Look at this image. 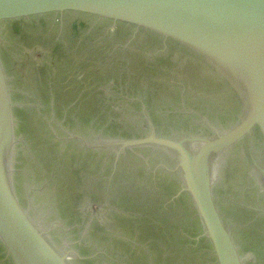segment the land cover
<instances>
[{
	"label": "rangeland",
	"instance_id": "obj_1",
	"mask_svg": "<svg viewBox=\"0 0 264 264\" xmlns=\"http://www.w3.org/2000/svg\"><path fill=\"white\" fill-rule=\"evenodd\" d=\"M32 2L3 7L0 59L11 185L34 227L73 264H219L179 158L152 141L193 143L242 264H264V137H234L248 109L222 73L147 31ZM0 264H14L1 240Z\"/></svg>",
	"mask_w": 264,
	"mask_h": 264
},
{
	"label": "water",
	"instance_id": "obj_2",
	"mask_svg": "<svg viewBox=\"0 0 264 264\" xmlns=\"http://www.w3.org/2000/svg\"><path fill=\"white\" fill-rule=\"evenodd\" d=\"M10 1L0 0V24L3 7ZM34 2L41 7L49 3L57 5L59 9L64 6L91 12L125 24L128 28L151 33L158 46L164 45L161 40L165 43L171 41L172 45L168 48H184L199 54L215 73H222L223 79L247 105V120L234 137H239L253 127L264 137V0ZM11 118L9 89L0 59V240L8 249L14 264H73L68 256L60 254L43 237L17 203L11 185L9 161ZM222 140L229 141L226 137ZM224 143L208 144L205 150L212 151ZM152 144L179 158L186 186L189 185L193 201L215 247L219 264H242L238 250L219 217L207 175L191 155L195 144L179 146L177 152L173 146L178 147L170 143L158 145L152 141ZM133 145L148 147L139 143Z\"/></svg>",
	"mask_w": 264,
	"mask_h": 264
},
{
	"label": "bare ground",
	"instance_id": "obj_3",
	"mask_svg": "<svg viewBox=\"0 0 264 264\" xmlns=\"http://www.w3.org/2000/svg\"><path fill=\"white\" fill-rule=\"evenodd\" d=\"M38 178V177H37ZM234 184V183H233ZM237 186V185H236ZM235 191V190H234ZM242 199V198H241Z\"/></svg>",
	"mask_w": 264,
	"mask_h": 264
}]
</instances>
